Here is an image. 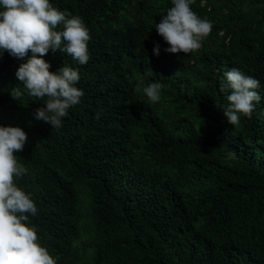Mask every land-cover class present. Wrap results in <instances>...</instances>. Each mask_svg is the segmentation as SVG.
Listing matches in <instances>:
<instances>
[{
    "label": "trees",
    "instance_id": "obj_1",
    "mask_svg": "<svg viewBox=\"0 0 264 264\" xmlns=\"http://www.w3.org/2000/svg\"><path fill=\"white\" fill-rule=\"evenodd\" d=\"M49 2L90 34L86 65L42 57L52 73L79 70L84 96L61 128L34 118L43 100L10 97L25 61L0 50V126L27 134L15 183L38 209L37 243L57 264H264V0H194L213 27L187 55L155 30L171 0ZM234 67L262 99L231 126L221 89ZM155 81L153 103L142 89Z\"/></svg>",
    "mask_w": 264,
    "mask_h": 264
},
{
    "label": "clouds",
    "instance_id": "obj_2",
    "mask_svg": "<svg viewBox=\"0 0 264 264\" xmlns=\"http://www.w3.org/2000/svg\"><path fill=\"white\" fill-rule=\"evenodd\" d=\"M172 6L155 25L157 34L169 45L164 51L169 54H189L199 50L202 40L212 31V23L201 19L190 7L194 0H171ZM89 30L79 16H70L52 6L49 0H0V50L19 60H24L17 69V85L10 97L21 101L28 97L43 100L36 109L34 118L53 129L63 125L62 118L68 110L80 104L84 92L77 87L79 70L63 65L58 72L49 71L51 65L42 57L57 51L71 56L79 65L90 60ZM29 53L31 56L29 57ZM153 53L158 57L160 45L155 44ZM2 55V52H0ZM145 77L154 75L148 67ZM230 89L227 106L223 108L227 122L238 125L241 117L251 119L261 96L257 89L260 81L246 75L239 68L223 73ZM163 85L151 82L142 89L149 101L161 98ZM138 86L136 91H140ZM102 113L97 114L99 119ZM27 134L19 127L0 126V264H57L45 247L38 241L37 229L27 226L29 216L37 214L31 193L17 186L27 174V169L18 164L14 153L23 151Z\"/></svg>",
    "mask_w": 264,
    "mask_h": 264
},
{
    "label": "rangeland",
    "instance_id": "obj_3",
    "mask_svg": "<svg viewBox=\"0 0 264 264\" xmlns=\"http://www.w3.org/2000/svg\"><path fill=\"white\" fill-rule=\"evenodd\" d=\"M81 223H83V221L81 222ZM84 231H82V233H83Z\"/></svg>",
    "mask_w": 264,
    "mask_h": 264
}]
</instances>
